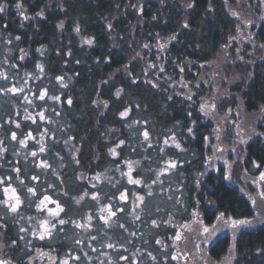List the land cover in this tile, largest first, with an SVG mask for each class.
<instances>
[{
    "label": "trees",
    "instance_id": "16d2710c",
    "mask_svg": "<svg viewBox=\"0 0 264 264\" xmlns=\"http://www.w3.org/2000/svg\"><path fill=\"white\" fill-rule=\"evenodd\" d=\"M235 3L0 0V5H6L0 13V25L20 38L18 49L25 55L24 59L17 57V70L33 73L38 62H43V77L31 79L30 85L37 90L46 87L59 99L53 105L42 101L49 109L44 111L51 115L46 126L54 132L42 155L50 163L44 171H38L44 166L36 161L15 156L17 143L12 146L10 141L16 123L24 133L28 129L35 133L36 126L15 117L7 104L0 107V149H6L0 160V178L7 181L10 175L19 191L25 193L29 182H34L33 174L40 173L36 187L43 194L56 195L64 209L58 222V252L68 248L75 223L85 221L90 214L96 216L97 202L106 204L116 199L117 189L100 180L99 175L130 160L136 162L134 177L147 185L153 184L169 164L175 163V168L164 176L166 193H155V202L145 188L139 189L146 203L138 214L124 206L119 224L108 230L99 224L94 228L100 245L97 254L106 244L119 240L120 257H138L136 263L127 259L128 264H150L151 254L169 255L176 249L169 240L176 229L166 225L171 215L182 228L198 215L205 225L213 224L219 216L253 220V206L229 186L223 169L211 163L215 127L201 110V99L208 91L199 84L203 82L199 77L207 75L214 63L225 74L228 86L229 95L223 97L228 103L223 106H240L246 113L264 110V49L258 46L250 57L239 51L241 22L229 9ZM255 40L264 44L263 24ZM142 130L150 132L151 142L141 141ZM259 130L264 136V114ZM172 140L174 144H166ZM263 141L264 137L247 147L245 161L249 167L253 160L264 163ZM170 192L181 195L184 204L175 205L172 200L176 196L172 198ZM5 219L9 230L4 241L11 245V260L17 264L21 234L16 219ZM42 246L46 249L50 245ZM229 246L230 238L225 235L216 240L209 253L220 259ZM236 252L233 264H264V225L242 229Z\"/></svg>",
    "mask_w": 264,
    "mask_h": 264
},
{
    "label": "rangeland",
    "instance_id": "374dc122",
    "mask_svg": "<svg viewBox=\"0 0 264 264\" xmlns=\"http://www.w3.org/2000/svg\"><path fill=\"white\" fill-rule=\"evenodd\" d=\"M229 9L231 14L236 16L241 22V34L238 39L242 41L239 51L245 53L247 57H250V55L257 51L258 46L264 49V44L260 43L259 40H255L261 24L264 25V0H236L235 5L229 6ZM19 41L20 38L18 36H12L5 32L0 25V107L7 104L9 109L10 107L12 108L15 117L20 118L22 122L28 121L30 126L32 124L36 126L35 133H32L30 129L24 133L21 124L16 123V131L11 135L10 141H12V146L17 143L13 150L15 156L19 155L29 162L36 161L41 164V166H44V168H38V171H44L45 168L49 167L50 163L49 160L42 158V155L43 152H47L46 148L49 142V136L52 137L54 132L46 126V123L51 121V115L47 105L42 101H51L53 105L58 104L59 99L51 96L50 91L46 87H40L38 88L39 90H37L33 89L30 85L31 79L38 80L43 77L45 68L40 64L43 62H38L35 68L36 70H33L34 72L32 71L33 73H25L22 69H20V71L17 70L15 63H17L18 58L24 59L25 57L24 53L21 54L18 49ZM243 45H247L253 50H249L248 47L245 49ZM214 65L215 66L209 67L211 69L208 70L207 75L199 77V81H203L199 82V84L203 83L208 91L206 96L201 99V110L207 118H210L211 121L214 122L215 127L214 143H212L210 147L211 163L218 167L217 169H223L228 183L232 182V178L236 176L235 180L237 182L233 183L240 188L242 194L255 209V217L253 220L247 221L249 222L247 225L255 227L258 224L264 225V187L262 180L264 170L260 173V176H252L249 172L243 170V172L241 171V174L238 175V178L237 174L233 173L235 165L237 163L242 164L243 162L247 143L261 137L259 123L261 116L264 114V110L262 109L259 113H246L240 106L235 108L223 106V104L228 103L227 100L223 99V97L226 98L228 97L227 95H229L228 86L223 78L225 74H222L221 70L217 68L218 63H214ZM185 87L187 89V86ZM3 99H6V101H2ZM36 103L39 104V109ZM45 109L48 110L44 111ZM40 124L42 126H39ZM41 129H44V131L42 132ZM32 130H34L33 127ZM145 133H147V137H145ZM140 136L141 141L151 142V134L149 131L142 130ZM166 144H174V141H167ZM41 148H43V151H41ZM5 151L6 149H0V160L4 157ZM114 155L116 157L117 153ZM173 165H175V163L169 164L165 169L163 168L159 178L151 185L144 184L142 181H140L139 184L130 182V178L131 180H138L134 177L136 162L133 160L125 161L122 165L107 168L103 176H100L102 177L100 180H107L106 183L109 184L111 182L113 186L117 184L119 187H122L123 184L126 186L120 188L121 191L118 199H112L106 204L104 202H97L95 204L96 216L90 214L87 216L84 223H75V232L72 231L70 234L72 239L80 236L85 240L84 245H88L87 238L90 237L89 232L92 230V226L93 229H96V226L99 224L103 225V227L108 230L114 224V220L120 217L124 206H128L133 214H138L140 208L146 203V198L138 194L139 189L145 188V193L149 194L152 202H155V193L162 196L165 192L163 188V183L165 182L164 176L171 174V171L175 168ZM33 175L34 179H38L40 173ZM168 179H170V177L166 178V180ZM129 185L134 187L132 188L133 191H131ZM28 187L34 190V194L30 192L28 188L26 195L22 194L24 195L22 196L21 192L17 190V184L7 185V181L4 177L0 178V219H5L6 217L15 218L16 215L19 214L20 207L23 206L24 203V205L30 206L35 196V199H38V201H36V206L33 207L34 209L36 207L35 211L39 212V214L35 216L38 217V219L36 218L35 220L34 216L29 217L30 219H34V221L28 219L27 222L25 221V232L27 231V235L29 236L40 238V234L47 231L48 235H45L42 239L44 241L51 237V235H55V232L58 237L59 230L55 226L54 220H59L64 211L59 198L54 196L53 199L48 192L43 194L40 187H36L35 182L30 181ZM5 189H15V196H13L11 191L5 192ZM178 190L181 191L182 187H179ZM168 195L172 196V198L176 196L172 200L175 205L182 206L184 204L181 195L178 196L173 192L168 193ZM16 197H19L18 204L16 202ZM46 197L48 199H45ZM5 201L7 203H5ZM126 202L127 204L125 205ZM161 202L170 203L167 200H162ZM13 205L16 206L15 212L11 210V206ZM33 207L32 205L30 206L31 209ZM89 213L91 212L89 211ZM112 213H115V215H112ZM195 217L194 222H191L183 228L180 227L181 223L179 221L173 222V227L176 231L180 228L174 243L176 246L175 256L177 264H233L237 257L236 238L243 225L234 226L221 216H219L213 224L205 225L200 215ZM3 226V223L0 222V262H3V264H14L11 260L13 252L11 245L4 241ZM60 232H63V230H60ZM91 232H93V230ZM225 235H230L231 237L228 252L220 259H215L210 255L209 249L217 239ZM45 242L49 244V241ZM98 246L100 245H98L97 242L91 244V247ZM121 250V246L118 248L117 244L108 243L102 250L98 251L99 254H97V259L99 261L96 263L93 262L96 258L95 255L90 257V261L92 264H115L117 258H121L122 262H126L129 258L132 259V263L138 261L136 254H131L129 258L127 256L120 257L119 253H121ZM39 252L41 251L33 252L32 257L36 258L37 262L40 264H44L43 262H45L46 255L49 256V254L53 253L51 249L45 248L40 255L38 254ZM77 252V250H72L71 253H69L70 255L66 251L59 252L56 261H59L58 264H65V262H67V264H80V257L75 254ZM168 259H170V256ZM54 261L53 257L52 260H49L48 264H53ZM141 262L147 264L145 261Z\"/></svg>",
    "mask_w": 264,
    "mask_h": 264
},
{
    "label": "flooded vegetation",
    "instance_id": "af4514ba",
    "mask_svg": "<svg viewBox=\"0 0 264 264\" xmlns=\"http://www.w3.org/2000/svg\"><path fill=\"white\" fill-rule=\"evenodd\" d=\"M263 137L264 136L261 133V137H258L256 139L252 140L251 142H253L255 140H258V139H263ZM260 141H262V140H260ZM251 142L247 143V145H246V154L244 156V159H243L242 164L241 163H237L235 165L234 169H233V173L234 174L236 173L237 176L240 175L241 174V171L243 172V170L249 172L252 176H257V175L260 176V173H262L263 170H264V163H261L260 161L253 160L252 166H250V167L246 164V161L245 160H246L247 154H248L247 147L249 146V144ZM99 176H103V173H101ZM7 179H8L7 180V185L8 184H11V185L15 184L16 185L15 182H12L11 181L10 175H7ZM235 179H236V176L232 178V182H229V186H231L232 188H234V190L238 191L239 194L243 198H245L247 200V198L242 194L240 188L234 184L235 182H237ZM33 180H34L35 185H36L38 182L36 181V179H33ZM262 180H263V187H264V179H262ZM95 183L100 184L101 181L100 182L99 181H95ZM18 185H21V182H19ZM234 186H236V187H234ZM114 187L117 189V191H116V198L118 199L119 198V193H120L121 189L118 186V184L115 185ZM17 190L19 191L20 189L17 187ZM26 193L27 192H25V193H22L21 192V195L22 194L26 195ZM24 195H22V196H24ZM50 196L53 197V199H54V196H56V195H54V194H52V192H50ZM0 199H1V197H0ZM33 199H34L33 202L31 201V204H30V206L32 205V207L33 206H36V201H38V199H35V196H34ZM24 204H23V206L20 207L19 214H17L16 217L14 218V219H16V223L18 224V228H19L18 231L21 234V236H20L21 244L19 246V254L21 256H20V262H18L17 264H40V263L37 262V259L36 258H33L32 257V255H33V252H35V251L36 252L37 251H41V252L38 253L39 255H40V253H42V250L45 247V246L43 247L42 245L46 243L45 241H49V245H50L46 249H49V250L51 249L53 253L52 254H49V256L46 255L45 262H43V263L44 264L45 263L48 264L49 260H52L53 257H54V260L55 261H54L53 264H58L59 261L58 260L56 261L57 256H59L58 247H57V239H58V237L56 236L57 233L55 232V235H51V237L47 238L45 241L42 240L41 238L32 237V236L27 235V231L25 232V228H26L25 221L27 222V219L30 220V221H34V219L36 220V218L38 219V217H35V216H37L39 214V212H36L35 211L36 207H35V209H34V207L31 209L30 206H26ZM119 206H120V204H119ZM5 213H6V211H5ZM31 216H34L35 218L34 219H30L29 217H31ZM227 220L231 224H233L234 226H241V225H243V227H242L243 230H244V228H247L246 226H248L247 223H243V224L242 223H239L240 222L239 220H235L232 217H229ZM54 221H55V226L58 229V222H59V220L56 219ZM244 221H249V220H244ZM0 222L3 223V225H4L3 226V232H4V234H6L8 232V230H9L8 222L6 221V219H1ZM78 223L79 224H82V223H84V221H79ZM114 223L115 224H119V218H116L114 220ZM173 226H174V224L172 226H167V227L168 228H173ZM92 230H93V233H92L93 238H92V235L87 238L88 239V245L84 246V243H85L84 241L85 240L82 239V237H79V238H76V239L75 238L74 239H71V237H70L71 241H70V244H69L68 248L66 249V252L68 254L71 253L72 250L73 251L74 250H77L78 252L75 253V254H77L80 257L81 264H92L91 261H90V257L92 255H95V257H96L93 260V262L96 263V262L99 261L97 259L98 256H97V253L96 252H97V249H100V247L99 246L98 247H91V244L93 242H97V244H98V238L96 236L95 230L93 229V226H92ZM179 230H180V228L176 231V234H175V236L173 238L172 237L169 238L170 243L173 245L172 248L173 247H176L174 245V243L176 241L175 240L176 239V235H177V233H178ZM228 236H229V238H231L230 235H228ZM237 238H238V236H237ZM237 238H236V240H237ZM74 240L76 242L75 244L73 243ZM230 242H231V240H230ZM215 243H216V241H215ZM115 244H117V247L118 248L121 246L119 240L117 242H115ZM90 250H91V252H90ZM68 251H70V252H68ZM48 253H51V252H48ZM168 253H169V251H167V254ZM169 256H170V259H168ZM73 260H74V258H73ZM120 262H121V258H118L117 260H115V264H120ZM149 262H150V264H177V260H176V256H175V251L170 252L169 255H166L164 257H158L155 254H151L150 257H149ZM125 264H128V263L125 262Z\"/></svg>",
    "mask_w": 264,
    "mask_h": 264
},
{
    "label": "snow or ice",
    "instance_id": "6c2138e0",
    "mask_svg": "<svg viewBox=\"0 0 264 264\" xmlns=\"http://www.w3.org/2000/svg\"><path fill=\"white\" fill-rule=\"evenodd\" d=\"M16 7H17V8H20L21 5L17 4ZM5 9H6V5H0V13L4 12ZM77 31H79V29H77ZM88 43H91V41H88ZM117 95H119V92H117ZM145 137H147V133H145ZM177 146H178V145H177ZM41 151H43V148H41ZM174 166H175V165H173V167H174ZM262 179H264V176H262ZM130 182H131V183H136V184H139V183H140V181H138V180H131V178H130ZM28 190H29L30 192H33V194H34V190H33V189L29 188ZM9 191H11L12 194H13V196H15V189H5V192H9ZM45 199H48V198L46 197ZM141 199H142V198H141ZM16 202H17V204L19 203V197H16ZM5 203H7V202L5 201ZM11 210H12L13 212H15V211H16V206H14V205L11 206ZM61 210H62V209H61ZM112 215H115V213H112ZM60 223L63 224L64 221L61 220ZM239 223H242V224H243V223H249V222H247V221H240ZM45 235H48V232H47V231H46L45 233H43V234H40V238L43 239ZM0 264H3V262H0ZM65 264H67V262H65Z\"/></svg>",
    "mask_w": 264,
    "mask_h": 264
},
{
    "label": "water",
    "instance_id": "95a60500",
    "mask_svg": "<svg viewBox=\"0 0 264 264\" xmlns=\"http://www.w3.org/2000/svg\"><path fill=\"white\" fill-rule=\"evenodd\" d=\"M173 222H174V217L171 215V216L168 217L166 225L167 226H172Z\"/></svg>",
    "mask_w": 264,
    "mask_h": 264
}]
</instances>
